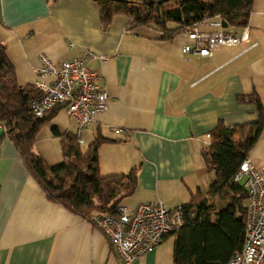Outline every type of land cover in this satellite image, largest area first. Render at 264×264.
Listing matches in <instances>:
<instances>
[{"label": "crops", "instance_id": "crops-1", "mask_svg": "<svg viewBox=\"0 0 264 264\" xmlns=\"http://www.w3.org/2000/svg\"><path fill=\"white\" fill-rule=\"evenodd\" d=\"M247 26L250 42L200 58L182 52L185 30L163 38L123 14L104 27L93 0H0V42L21 86L38 81L40 53L58 64L86 49L103 57L90 66L110 104L84 130L82 145L108 139L98 149L102 175L136 168L137 186L123 204L160 200L172 209L208 193V134L221 121L257 120L256 106L237 95L257 93L264 106V0H254ZM54 128L75 133L77 122L60 107L38 132L35 150L51 166L64 160ZM250 156L264 165V129ZM90 217L47 196L0 125V264H118L114 245ZM167 238L135 264H176L175 242Z\"/></svg>", "mask_w": 264, "mask_h": 264}, {"label": "trees", "instance_id": "trees-1", "mask_svg": "<svg viewBox=\"0 0 264 264\" xmlns=\"http://www.w3.org/2000/svg\"><path fill=\"white\" fill-rule=\"evenodd\" d=\"M100 6V19L107 27L116 15H127L136 26H149L173 38L186 27H194L220 15L227 28L247 25L254 0H93ZM229 31V30H228ZM41 95L34 85L21 86L5 45L0 42V125L14 141L31 172L47 196L81 216L111 213L137 186V170L102 175L98 149L108 139L98 136L87 149L74 132L53 131L63 141L64 160L49 165L35 150L41 127L55 110L38 117L28 103ZM238 102H252L255 121L226 125L223 121L210 133L203 157L213 178L208 193L199 191L182 205L185 225L175 232L176 264H226L241 251L245 239L247 199L245 182L236 181L241 163L264 129V106L257 93L237 95ZM217 201L219 203H217ZM170 236V235H169ZM168 236V237H169ZM167 238V237H166Z\"/></svg>", "mask_w": 264, "mask_h": 264}, {"label": "built area", "instance_id": "built-area-1", "mask_svg": "<svg viewBox=\"0 0 264 264\" xmlns=\"http://www.w3.org/2000/svg\"><path fill=\"white\" fill-rule=\"evenodd\" d=\"M205 24L212 29H203ZM184 30L188 41L182 45V52L200 58L212 57L220 47L242 45L251 39L247 25L239 32L228 31L220 15ZM256 45L257 42L252 43L248 48ZM96 58L103 59L86 49L83 56L58 64L40 53V64L34 68L39 77L34 86L41 95L28 103L29 109L42 117L64 107L77 122L75 134L81 144L84 130L95 122L98 114L108 109L111 99L99 81L100 73L90 66ZM114 131L121 133L119 128ZM243 179L249 192L246 239L242 250L231 255L226 264H264V165L258 166L252 157H247L235 175L236 181ZM90 220L114 245L118 264H135L142 255L185 225V212L182 205L171 209L160 200L120 203L113 212L92 215Z\"/></svg>", "mask_w": 264, "mask_h": 264}, {"label": "rangeland", "instance_id": "rangeland-1", "mask_svg": "<svg viewBox=\"0 0 264 264\" xmlns=\"http://www.w3.org/2000/svg\"><path fill=\"white\" fill-rule=\"evenodd\" d=\"M227 30H229V31H234V32L237 31V29H234V28H227ZM180 34H181V33H180ZM220 48H222V47H220ZM89 143H90V141H88V143L84 144V145H83V148H84V149H87ZM242 182H245V179H243ZM127 201H129V200H127ZM217 203H219V202L217 201ZM169 240L172 241V242H175V236H174V235H170V236L167 238L166 241H169Z\"/></svg>", "mask_w": 264, "mask_h": 264}, {"label": "water", "instance_id": "water-1", "mask_svg": "<svg viewBox=\"0 0 264 264\" xmlns=\"http://www.w3.org/2000/svg\"><path fill=\"white\" fill-rule=\"evenodd\" d=\"M224 26L227 27V22L224 20Z\"/></svg>", "mask_w": 264, "mask_h": 264}]
</instances>
